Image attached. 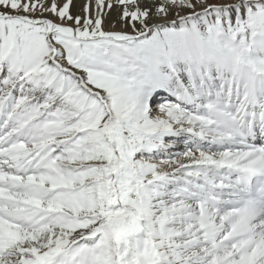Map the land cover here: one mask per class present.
Segmentation results:
<instances>
[{"label": "snow or ice", "instance_id": "snow-or-ice-1", "mask_svg": "<svg viewBox=\"0 0 264 264\" xmlns=\"http://www.w3.org/2000/svg\"><path fill=\"white\" fill-rule=\"evenodd\" d=\"M0 264H264V0H0Z\"/></svg>", "mask_w": 264, "mask_h": 264}]
</instances>
